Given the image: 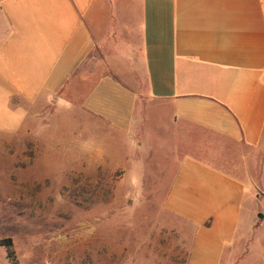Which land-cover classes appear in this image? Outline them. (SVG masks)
<instances>
[{"label": "crops", "instance_id": "0c3cea01", "mask_svg": "<svg viewBox=\"0 0 264 264\" xmlns=\"http://www.w3.org/2000/svg\"><path fill=\"white\" fill-rule=\"evenodd\" d=\"M137 59L145 98L120 79ZM48 107L138 147L153 111L148 149L174 166L155 174L162 209L193 229L185 264L260 251L264 0H0V131Z\"/></svg>", "mask_w": 264, "mask_h": 264}, {"label": "rangeland", "instance_id": "374dc122", "mask_svg": "<svg viewBox=\"0 0 264 264\" xmlns=\"http://www.w3.org/2000/svg\"><path fill=\"white\" fill-rule=\"evenodd\" d=\"M138 64L120 79L145 98ZM64 112L38 109L18 131H0V241L11 239L14 252L0 246V264H185L193 229L162 209L174 166L148 149L161 135L153 136V111L143 147ZM164 167L167 179L156 180ZM254 207L264 214V198ZM257 236L260 253L245 264L260 263L264 224Z\"/></svg>", "mask_w": 264, "mask_h": 264}, {"label": "trees", "instance_id": "16d2710c", "mask_svg": "<svg viewBox=\"0 0 264 264\" xmlns=\"http://www.w3.org/2000/svg\"><path fill=\"white\" fill-rule=\"evenodd\" d=\"M0 246H4L6 248L8 257L14 258V252L12 249L11 239H5V240L0 241Z\"/></svg>", "mask_w": 264, "mask_h": 264}]
</instances>
